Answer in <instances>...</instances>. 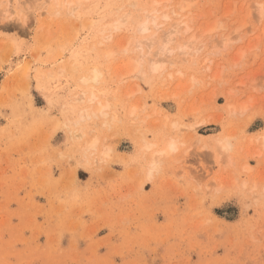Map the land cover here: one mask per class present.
<instances>
[{"label": "rangeland", "instance_id": "374dc122", "mask_svg": "<svg viewBox=\"0 0 264 264\" xmlns=\"http://www.w3.org/2000/svg\"><path fill=\"white\" fill-rule=\"evenodd\" d=\"M14 1L0 0V264H264V0H173L189 6L163 28L183 19L178 43L201 45L153 76L133 71L136 21L113 25L152 0L58 16L45 0L19 15ZM92 69L108 115L77 121ZM164 138L178 148L150 169L145 140Z\"/></svg>", "mask_w": 264, "mask_h": 264}, {"label": "bare ground", "instance_id": "6f19581e", "mask_svg": "<svg viewBox=\"0 0 264 264\" xmlns=\"http://www.w3.org/2000/svg\"><path fill=\"white\" fill-rule=\"evenodd\" d=\"M45 1H47L50 4L48 8L53 7V8H51V9H53V11H50V12H52L51 14H53L54 16H58L60 13H62V11L75 13L83 3V0H77V1L76 0H45ZM129 1H128V3L133 5V7L137 6V1H133V0H129ZM186 1H188V0H186ZM189 1H192V0H189ZM8 2H12V1L8 0ZM145 2H146V0H145ZM181 2L174 3L173 0H152V1L147 2L150 4V6H145V3H143L144 6L139 7V8H142V12H140V15L138 13V16H137V14L135 16L132 12H129V10H128V12H124L123 14H121V16H119L114 21L113 25L115 28L122 27L128 21L129 17L132 18L131 19L132 22L136 21V22H134L135 25L133 27L131 26L130 29L133 30V32H134L133 34H135L137 36V37H135V35H134V37H135L134 38L135 48L134 47L133 48L135 50H139L140 53H139V56L136 57L137 59L133 56L136 59L134 66H133V71H139L144 76H153V75L161 72L162 69L165 68V62L174 63L175 59L178 58L179 54L180 55L184 54V53L190 54L193 50L199 49V47L201 45L200 44V42H201L200 37H196V36H194V34H193V36L189 37L185 41H180V43H178L177 37H179L180 34H182L184 32L186 33L187 31H189L192 27L186 21H181L183 19L177 20V21L175 20V23L171 26L169 25L170 27L168 29L166 28V30L163 28L164 21H166L167 19H170L172 17V15H174L176 13L179 14L177 9H179V8L184 9L187 6H189V4H188L189 2H185V3H183L184 1L182 3ZM12 3H15V1L13 0ZM141 3H142V1H141ZM262 3H264V2L257 4L258 5L257 10L261 16L264 15V6ZM15 8L17 10H19V12L17 11V13L19 15L21 12H23L24 6L22 5V0H16ZM139 11H140V9H139ZM135 17L138 19L134 20ZM28 19H29L28 14L25 13V16L22 18L23 21L21 22L23 24V26L27 25ZM47 24H48L47 26L49 27L51 25V21L48 22ZM131 24L133 25V23H131ZM5 27H9V25H6ZM128 28H126V29H128ZM162 30H165V32H162ZM52 31H53V28H52ZM48 32H49V30H48ZM50 34L52 37L54 36V34L52 32H50ZM105 36L107 38H111L112 36H114V34L110 32V33H108V35L106 34ZM130 37H131V34H130ZM128 38H129V36H128ZM128 38H126V39H128ZM132 38H133V36H132ZM132 38L130 41L127 40V42L125 43L126 45L125 44L123 45L124 46V48H122L123 50H126V51L128 50V52L130 51L129 45L131 43H134V42H132ZM197 38L199 39V41ZM198 44H200V45H198ZM131 49H132V46H131ZM132 51H130V53ZM174 55H175V58L172 59L173 58L172 56H174ZM176 55H178V56H176ZM135 56H137V55L135 54ZM24 62L25 63H23V66L19 67L20 68L19 76L22 78V80H20L21 81L20 88L25 92L26 90H29V88H30L31 77L33 76V73L31 70L33 67L31 66L32 62L31 63L26 62V61H24ZM174 64H172V65H174ZM58 67L59 68H58L56 73H58L60 76L67 74V72H68V63L67 62L59 65ZM165 70H167V69H165ZM100 73L101 72L98 71L97 69H92L91 72L89 71V74L84 73V75L82 74L80 77V79H81L80 82L82 83L84 88L81 89L82 92L79 90L81 92V94L77 99L79 101L77 104L78 105L81 104V106L76 111L77 112V121H82L86 118L88 119L91 117H99V116L105 117L108 115V111H109L108 109H109L110 103L103 100L100 97L99 92L94 90V86L92 85V83L98 81V78L100 77ZM36 75H37V77L38 76H44V73L43 72L42 73L41 72L35 73V76ZM20 77H19V79H20ZM14 80L17 81L15 79V77H14ZM10 82H13V81H10ZM6 85H7V83H6ZM8 85H10V84H8ZM17 85H18V83L16 82V86ZM7 91H9V87H8ZM4 97H6V96H4ZM4 99L5 98H3V93H0V104H2ZM129 112H130V114H132V113H135V110L130 108ZM64 121H65V123L62 122L63 126H67L66 125L67 120H64ZM59 125H61V123L58 122L57 126H59ZM176 126H179V125L176 123ZM161 136H163V135H161ZM156 140H159V139H156ZM220 141H221V147L222 148H224V149L231 148L232 145H231V142L229 141V139H223ZM98 142H99L98 135L94 134V133H90V137L85 142L86 143L85 147L87 148V150L88 149H90L91 151L95 150L94 148H96V146L99 144ZM138 142H140V141H138ZM159 143L160 142H158V141L150 142V141L145 140V143L143 145V148H145L147 150L151 149V151L153 152L151 159H150V163H149L150 169L157 168L160 165V163L168 155H170V153L176 151L178 148V141L175 138H170V139L166 138L165 140H163V143H162L163 146L157 147L159 145ZM139 145H142V144H138V147H139ZM148 151H150V150H148ZM104 153L108 154L109 150H105ZM148 157H149V154H148ZM148 157H147V160H148Z\"/></svg>", "mask_w": 264, "mask_h": 264}]
</instances>
